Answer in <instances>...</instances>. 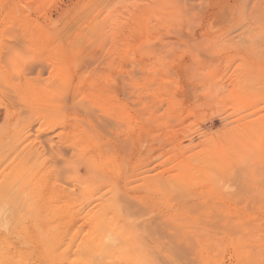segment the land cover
I'll use <instances>...</instances> for the list:
<instances>
[{"label":"rangeland","instance_id":"rangeland-1","mask_svg":"<svg viewBox=\"0 0 264 264\" xmlns=\"http://www.w3.org/2000/svg\"><path fill=\"white\" fill-rule=\"evenodd\" d=\"M0 264H264V0H0Z\"/></svg>","mask_w":264,"mask_h":264},{"label":"bare ground","instance_id":"bare-ground-1","mask_svg":"<svg viewBox=\"0 0 264 264\" xmlns=\"http://www.w3.org/2000/svg\"><path fill=\"white\" fill-rule=\"evenodd\" d=\"M38 153V152H37Z\"/></svg>","mask_w":264,"mask_h":264}]
</instances>
